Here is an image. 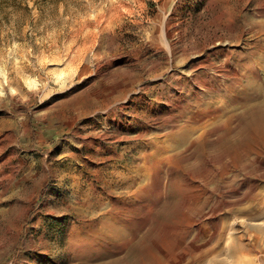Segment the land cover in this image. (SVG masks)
Returning a JSON list of instances; mask_svg holds the SVG:
<instances>
[{
	"label": "rangeland",
	"instance_id": "374dc122",
	"mask_svg": "<svg viewBox=\"0 0 264 264\" xmlns=\"http://www.w3.org/2000/svg\"><path fill=\"white\" fill-rule=\"evenodd\" d=\"M255 166L264 0H0V264H179Z\"/></svg>",
	"mask_w": 264,
	"mask_h": 264
},
{
	"label": "bare ground",
	"instance_id": "6f19581e",
	"mask_svg": "<svg viewBox=\"0 0 264 264\" xmlns=\"http://www.w3.org/2000/svg\"><path fill=\"white\" fill-rule=\"evenodd\" d=\"M253 172H254V176L252 179L251 186L249 188L250 190L248 189L250 191L249 197L251 199V203H253V204L257 203L256 205H258L260 210L253 212V214L251 216H249L248 219H246V220L243 219L244 221H241V222H245L244 230L241 232L239 231L240 233H237V231H238L237 229L239 227L238 222L236 224H230L229 223L230 225L228 224L229 225L228 228H226L224 225L219 227L218 222H215V224L213 223V228H212L213 231L211 232L209 239L205 243L200 244V245H196L192 242L194 239L188 240L189 242L187 241L188 244L192 248L191 249L189 248L186 251L183 250L181 252L179 264H194L197 260L205 257L206 255L211 254L213 251H215L217 248H219V241L223 238L224 235L225 236L227 235L226 239L228 242V246L226 247L224 252L218 251L219 252L218 254H215L214 256H212L211 259L209 260L208 264H264L263 247L257 245V240H259L261 235L264 234L263 223H260V221H264V168H262L260 166H255V169ZM235 192H237V190ZM249 197H247V198H249ZM236 200H237V196H236ZM253 204H251V206ZM230 205H231V203H230ZM230 205H229V207H230ZM226 207H228V206H226ZM199 213H201V212H199ZM199 213H197V215ZM206 215H208V214H206ZM211 216H213V218L215 219L214 215H211ZM200 218H197L194 220L196 225H198L197 222ZM204 219H206V218H204ZM209 221L211 222L212 220H209ZM203 223H201V224L203 225ZM216 223H218V224H216ZM231 223H233V222L231 221ZM200 229L198 228V230H200ZM195 238H196V236H195ZM251 253H257V257L255 259H247L246 255H249Z\"/></svg>",
	"mask_w": 264,
	"mask_h": 264
}]
</instances>
